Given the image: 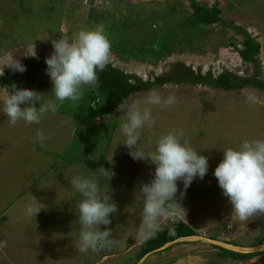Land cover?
<instances>
[{
	"label": "rangeland",
	"instance_id": "374dc122",
	"mask_svg": "<svg viewBox=\"0 0 264 264\" xmlns=\"http://www.w3.org/2000/svg\"><path fill=\"white\" fill-rule=\"evenodd\" d=\"M195 1L217 4L224 21L243 27L260 43L264 80V0ZM192 13L190 0H0V65L12 59L23 65L39 62L52 53L53 40L71 39L81 29L103 25L111 45L108 64L143 80L167 72L175 63L215 75L224 70L251 74L253 66L237 51L243 47L242 35L217 23L193 26ZM33 46L34 58L27 55ZM45 68L0 87V101L13 84L35 90L48 101L52 85ZM10 70L5 67L4 73ZM97 86L98 81L85 86L78 101H64L39 124L11 125L0 114V264H133L138 259L144 240L136 235L142 210L136 192L151 180L154 165L134 161L119 145L122 112L90 118ZM148 92L133 93L127 101L140 100ZM157 92L162 98L174 95L177 102L163 109L151 106L155 123L141 130V146L150 152L161 134L181 128L191 147L208 157L209 168L182 197L178 181L175 199L180 207L173 203L159 218L161 229L184 222L198 235L150 252L138 264H264V243L248 247L264 237V214L239 220L213 176L224 149L236 148L244 139H264V92L186 84H166ZM37 130L46 137L42 143L36 141ZM101 165L113 172L110 180L92 171ZM81 174L95 176L101 191L109 190L117 205L107 226L114 243L96 252L77 251L75 206L80 196L68 181ZM27 204L41 208L35 217L25 215ZM213 244L260 249V254L247 261L225 259Z\"/></svg>",
	"mask_w": 264,
	"mask_h": 264
},
{
	"label": "clouds",
	"instance_id": "9594fccd",
	"mask_svg": "<svg viewBox=\"0 0 264 264\" xmlns=\"http://www.w3.org/2000/svg\"><path fill=\"white\" fill-rule=\"evenodd\" d=\"M52 48V53L44 59L45 73L52 85L51 98L45 102L43 94L17 88L15 84L11 86V92L7 88V95L0 101V114L7 117L11 125L18 121L25 125L39 124L43 115L55 114L64 101H78L84 87L94 86L97 73L107 66L111 45L104 26L96 25L79 30L71 39L60 37L53 40ZM27 55L36 56L34 46ZM5 67L13 72L26 71L25 65L12 59V62L0 65V76H3ZM176 102L174 95L162 98L153 88L140 100H125L117 105V111L122 112L123 117L118 128L122 137L119 145L128 149V155L134 161H149L154 165L151 180L141 183L136 192V201L142 206L136 233L139 240L153 237L161 230L159 218L173 203L179 206L175 199L178 181L183 184L182 197L194 179H203L208 172V157L191 147L181 128L161 134L150 152L141 146V130L151 128L155 123L151 106L163 109ZM35 138L41 143L46 139L39 130ZM92 171L107 181L113 176V172L103 165ZM213 176L230 203L232 214L239 220L246 221L254 214H264V139H244L236 148L224 149ZM68 183L80 196L75 206L76 220L80 225L77 251L96 252L112 246V230L107 226L111 224L110 216L117 212V205L109 190L101 191L95 176L73 175ZM40 210L31 204L24 208L28 217H35ZM102 225L105 226L103 230Z\"/></svg>",
	"mask_w": 264,
	"mask_h": 264
},
{
	"label": "trees",
	"instance_id": "16d2710c",
	"mask_svg": "<svg viewBox=\"0 0 264 264\" xmlns=\"http://www.w3.org/2000/svg\"><path fill=\"white\" fill-rule=\"evenodd\" d=\"M193 6L191 25H210L221 24L229 26L236 33L242 35V48H237L243 62L253 66V71L249 75H239L235 72L224 70L220 74L215 75L210 70L203 73L200 69L195 70L191 66L184 63L172 64L167 72L155 76L153 79L143 80L136 76L128 75L122 70L115 68L109 64L103 71L97 73L98 86L95 91H92L91 102L89 103V116L92 119L102 117L113 113L117 109V105L128 99V97L136 92L149 91V89H161L166 84H186V85H202L214 89L222 90H240L246 87H252L264 92V80L261 78V61L259 59L260 43L252 37L243 27L235 26L232 23L224 21L220 14V9L217 4L213 7L201 5L195 0H190ZM156 43V42H151ZM235 43H233L234 45ZM45 58H41L39 62H26V71L23 73L6 71L3 76H0V87H5L21 78L23 75H29L39 72L46 67ZM93 100V101H92ZM105 164V160L103 161ZM107 166V164H105ZM195 230L185 224L178 222L169 228H163L156 234L144 240L141 243V249L138 254V259L133 264H138L144 255L155 251L168 243L180 240L187 237L197 236ZM212 240H216L211 237ZM264 243V237L254 241L248 247H257ZM172 245V244H171ZM169 245L168 248L171 246ZM213 247L220 250L219 255L225 259L230 258L236 261L251 260L260 252H238L221 245L213 244Z\"/></svg>",
	"mask_w": 264,
	"mask_h": 264
},
{
	"label": "water",
	"instance_id": "95a60500",
	"mask_svg": "<svg viewBox=\"0 0 264 264\" xmlns=\"http://www.w3.org/2000/svg\"><path fill=\"white\" fill-rule=\"evenodd\" d=\"M178 240H176V241H173V243H175V242H177ZM170 244V243H169ZM168 244V245H169ZM165 246H167V245H165ZM165 246H163V247H161V248H159V249H157V250H155V251H152V252H156V251H158V250H162L163 248H165ZM225 248H228V249H231V250H234V251H238V252H257V251H260V249H240V248H234V247H228V246H224ZM151 252V253H152ZM148 254H150V253H148ZM148 254H146V256L148 255ZM145 256V257H146ZM144 257V258H145ZM143 258V259H144Z\"/></svg>",
	"mask_w": 264,
	"mask_h": 264
}]
</instances>
